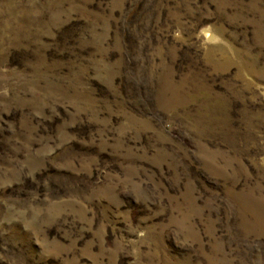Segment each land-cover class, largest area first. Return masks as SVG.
<instances>
[{"label":"rangeland","instance_id":"rangeland-1","mask_svg":"<svg viewBox=\"0 0 264 264\" xmlns=\"http://www.w3.org/2000/svg\"><path fill=\"white\" fill-rule=\"evenodd\" d=\"M0 264H264V0H0Z\"/></svg>","mask_w":264,"mask_h":264}]
</instances>
